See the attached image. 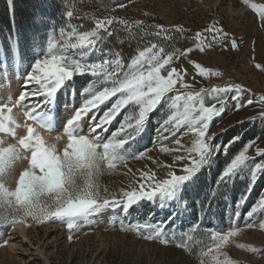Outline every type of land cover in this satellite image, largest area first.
Returning <instances> with one entry per match:
<instances>
[{
    "label": "snow or ice",
    "instance_id": "snow-or-ice-1",
    "mask_svg": "<svg viewBox=\"0 0 264 264\" xmlns=\"http://www.w3.org/2000/svg\"><path fill=\"white\" fill-rule=\"evenodd\" d=\"M242 3L264 25V5L251 0ZM98 7L110 11L106 4ZM115 7L124 8L126 3ZM62 18L59 26L47 17L38 18L37 23H50L51 30L44 41L32 40L29 63L22 62L19 38L9 39L11 69L22 83L17 96L0 97V227L20 224L31 228L29 221L36 225L59 222L71 233L105 211L126 217L144 202L157 203L161 211L171 209L170 216L179 215L175 210L187 207L185 194L199 184L205 171L219 164L221 154L227 156L239 139L235 137L226 145L215 143L216 134L210 133V127L225 113L229 99L235 102V110L245 106L240 102L245 89L228 83L194 90L193 83L185 79L187 71L174 65L194 51L204 53L218 46L235 50L237 41L217 24L195 32L189 46L178 47L176 42L187 39L189 31L183 26L168 28L111 15L80 16L74 8L66 9ZM125 44L131 48L127 56L122 50ZM188 63L196 75L205 79L222 75L196 61L188 59ZM256 67L264 71L261 65ZM10 75L7 60L0 61V90L5 83L10 88ZM77 77L86 79L77 85ZM228 93L232 95L227 97ZM109 102L110 106L97 115L101 106ZM257 102L264 106V96ZM246 103L251 105L253 100ZM61 106L71 107V114L64 120L60 118ZM122 113L117 127L109 131ZM155 113H159V122L153 148L175 154L172 164L163 165L169 169L167 178L158 179L151 169L137 170L138 177L134 173L126 189L110 192L102 187L100 180L105 174L121 166L128 168L129 160L149 158L153 148L138 150L136 143ZM18 114L24 118L23 123ZM21 128L25 134L18 135ZM41 130L56 133L55 142L46 140ZM165 141L176 147H168ZM254 143L245 145L220 168L200 201L202 213L210 210L214 201L227 199L228 191L239 180L244 185L233 201L230 219L241 218L240 209L247 204L258 181L264 179V149L257 148L255 157L248 154ZM22 163L24 167L16 175ZM128 172L132 169L128 168ZM10 180L14 187L8 186ZM257 216H264V195H258L248 207L243 228L229 224L226 230L211 226L202 229L200 223H195L178 238L163 222L126 225L120 219L119 230L163 246L174 245L196 256L198 264H235L224 249L245 229L258 227L264 231V219L257 223ZM111 224L115 229L117 221ZM8 242L3 240L0 247ZM235 246L253 254L261 251L243 243Z\"/></svg>",
    "mask_w": 264,
    "mask_h": 264
},
{
    "label": "rangeland",
    "instance_id": "rangeland-1",
    "mask_svg": "<svg viewBox=\"0 0 264 264\" xmlns=\"http://www.w3.org/2000/svg\"><path fill=\"white\" fill-rule=\"evenodd\" d=\"M91 1L94 3H88L90 7H98L101 3L106 4L110 9L108 15L117 18L129 19L130 21L143 20L168 28L183 26L189 31L186 33L187 39L176 42L178 47L189 46L191 36L197 31H202L208 25L217 24V26L222 27L237 41V49L222 50V46H218L208 49L204 53L194 51L188 57V59L196 61L202 66L219 71L222 73L220 77L210 76L205 79L196 75L193 66L188 63V59L184 58L177 61L174 66L177 69L187 71L188 75L185 79L193 83L194 90L222 87L228 83L240 84L245 89L241 93L240 102L244 103L245 106L235 110L233 107L235 102L229 99L225 113L213 122L210 133L216 134L215 143L226 145L235 137H239V139L232 144L227 156L221 154L219 164L213 169L205 171L199 184L185 194L187 207L177 208L175 211L179 215L173 213L170 216L171 209L161 211L158 204L153 202H144L142 205L134 207L131 219H128L129 216L125 218L122 215L118 216L116 213L105 211L99 216L93 217L90 223L82 225L79 231L74 229L69 233L67 228L63 226L64 235L57 241L58 243L55 241L50 249H46V254L53 264H198L196 256L189 255L174 245L163 246L158 241H146L135 233L120 231L119 220L123 219L126 225L163 222L169 230L177 233L178 238L183 231H187L195 223H200L202 229L211 226L226 230L229 224L243 228L247 222L244 214L248 207L255 203L258 195H264V179L258 181L247 204L240 209V219L232 220L230 217L233 201L242 190L243 181L238 180L235 187L228 191L227 199L221 198L214 201L211 209L206 213L201 212L200 201L204 192L214 182L220 168L230 157L253 141L255 143L248 150L250 156L255 157L257 148L264 149V117L261 116V113H264V106L257 102L258 97L264 96V71L256 67L257 64L264 67V25L258 16L242 3V0ZM251 2L264 5V0H251ZM120 3H126V7H115ZM3 5H6V8ZM56 5L60 10L56 9ZM69 7L73 8V3L70 0H33L20 3L18 6L15 0H11V2L5 0V3L0 0V61H3L4 50L13 77L15 74L11 69L9 39L19 38L22 62L29 63L32 59L30 52L32 40L38 38L44 41L47 33L51 30L50 23H37L38 18L47 17L49 21H55L59 26L63 23L62 13ZM99 8L103 9L102 7ZM145 13L150 15H145ZM72 22L74 23V21ZM151 39L156 40L157 38L151 37ZM123 53L127 56L125 52ZM193 77L195 80L192 79ZM84 81L78 82L77 85L84 83ZM231 95L232 93H228L227 97ZM248 99L253 100L251 105L246 103ZM78 103L79 98H77V105ZM110 103L102 105L101 112L97 115H101L102 111L110 106ZM122 116L123 113L113 122L109 131L117 127ZM17 118L23 123L22 115L18 114ZM158 122L159 113H155L150 118L145 134L136 143L138 150L153 148L152 141L156 136L155 128ZM19 131L17 130L18 135L25 134V131ZM54 136L51 140L45 139L52 143L55 142L53 141ZM164 143L168 147H176L168 141ZM62 144L63 141L59 146ZM174 155L161 153L159 148L155 147L148 154L149 158L128 161V168L132 169L131 173L128 172V168L121 166L116 172L102 176L100 183L102 187H107L110 192H119L120 189H126L133 182L134 173L138 177L137 170L147 171L149 169L156 172L158 179H165L169 169L163 165L172 164ZM23 167L24 164H20L15 174L18 175ZM8 186L14 187V182L10 180ZM260 219H264V216H257V223ZM112 220L117 221L115 229L112 227ZM29 223L38 231L36 237L32 236L33 240L37 241L35 244L44 239L41 228L59 224V222H48L36 225L32 221ZM10 228L11 226L0 227V242L8 239ZM69 235L72 236L71 240L68 239ZM237 243L256 247L261 251L253 254L238 249L235 246ZM18 250L10 249L9 244L0 247V264H26L24 258L16 255ZM224 251L235 264H264V231L259 230L258 227L245 229L238 237L234 238V242H231Z\"/></svg>",
    "mask_w": 264,
    "mask_h": 264
},
{
    "label": "bare ground",
    "instance_id": "bare-ground-1",
    "mask_svg": "<svg viewBox=\"0 0 264 264\" xmlns=\"http://www.w3.org/2000/svg\"><path fill=\"white\" fill-rule=\"evenodd\" d=\"M20 55H21V52H20ZM5 60H7V57H6L5 51L3 50V61ZM23 72H24V69L21 68V75H23ZM85 79H86L85 77H77L76 83L78 84V82H81ZM10 80H11L10 88L8 87L7 83H5L3 90H0V97H7L9 95L15 97L18 95L19 91L21 90L22 80L16 79L15 77L12 76V74L10 75ZM16 111L17 110L14 109V112ZM70 114H71V108L65 109L63 106H61L60 108L61 120L66 119ZM29 123H31V121H29ZM18 130H20L19 132L25 131L23 128L18 129ZM55 134L56 133L49 134L48 132L41 130V135H43L44 138H47L50 140ZM109 212H112V211L109 210ZM132 214H133V209L130 211L129 214H127L129 218L127 216L126 217L128 219H131ZM63 226L64 225L59 223V224L49 225L43 229L41 228L40 230L44 233V237H43L44 239H42L43 241H40L35 244V242L37 241L33 240L32 236L36 237L35 235L38 234L37 228L33 226L31 228H28V227H25L24 225L17 224L14 228L11 227L8 231L9 233H8L7 240L9 241L8 242L9 248L12 250L20 249L17 251L16 255H19L22 258H24L26 260V264H53L51 259L46 254V249L47 250L50 249L53 246L54 242L55 241L57 242L64 235V232L62 231Z\"/></svg>",
    "mask_w": 264,
    "mask_h": 264
},
{
    "label": "trees",
    "instance_id": "trees-1",
    "mask_svg": "<svg viewBox=\"0 0 264 264\" xmlns=\"http://www.w3.org/2000/svg\"><path fill=\"white\" fill-rule=\"evenodd\" d=\"M4 1L5 0H1ZM29 1H33V0H15L16 5L18 6L20 3H27ZM73 3V8L75 10V12L80 15L83 16L84 13H88L89 15H94L96 18H103L105 15H108L110 11L105 12L103 9H100L99 7H90L88 3H94V1L91 0H70ZM6 8V5H3ZM56 9L60 10V8L56 5ZM73 8H68L73 9ZM74 23H79V22H83L86 24H90L89 21L83 20V21H77V20H73ZM9 27V26H8ZM122 50L123 52L126 53V55H128V53L131 51V48L125 44L122 46Z\"/></svg>",
    "mask_w": 264,
    "mask_h": 264
}]
</instances>
